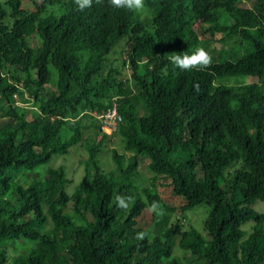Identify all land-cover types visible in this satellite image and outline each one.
Here are the masks:
<instances>
[{"label":"trees","instance_id":"obj_1","mask_svg":"<svg viewBox=\"0 0 264 264\" xmlns=\"http://www.w3.org/2000/svg\"><path fill=\"white\" fill-rule=\"evenodd\" d=\"M245 2L145 0L137 13L109 0L83 11L74 0L0 1V98L20 88L31 105L0 112V264H264V0ZM118 37L124 57L113 62ZM197 47L209 66L170 63L167 53ZM112 103L128 154L111 148L103 170L108 134L79 115ZM88 124L93 139L81 137ZM79 141L86 156L67 193L62 162L37 168ZM138 154L152 172L139 185ZM159 184L180 209L204 204L201 229L169 220ZM25 239L8 255L7 240Z\"/></svg>","mask_w":264,"mask_h":264},{"label":"rangeland","instance_id":"obj_2","mask_svg":"<svg viewBox=\"0 0 264 264\" xmlns=\"http://www.w3.org/2000/svg\"><path fill=\"white\" fill-rule=\"evenodd\" d=\"M3 1V0H0ZM243 2V1H242ZM253 0H246L245 5L250 6L252 5ZM259 8V7H256ZM261 9V8H260ZM264 12V10H263ZM261 21L264 23V13L260 15ZM123 40H125V37H118L116 41L112 44V48L107 57L108 60L114 59L113 62H119V58H123L124 55L122 53L123 51ZM29 44L35 43L33 37L28 39ZM236 55L238 52L235 53ZM110 56H114L110 58ZM128 73V70L124 67L122 76H125V73ZM245 81L253 80V77H246ZM6 104H11L13 106H30V98L22 92L20 88L12 91L8 95V100H5L3 98H0V112L5 108ZM80 119L82 122L85 123L87 120H95V114L91 112L84 111V113H81ZM1 119V118H0ZM94 121V122H95ZM96 128L94 126L88 124L81 127V137H88V138H94L96 137ZM107 130V128H105ZM111 132V131H110ZM108 132V133H110ZM113 134V136H111ZM111 148H114L116 151L123 153V155H127L128 152L123 150L121 148V143L118 139V136L116 135V132H111L108 134L107 137L102 141L100 150L97 152L96 156V162L97 164L103 169V170H109L113 168V165L110 160V154L109 150ZM70 152V158H63V155H53L49 161L44 163L43 165L39 166L37 170L43 171L44 168L48 166H55L56 164L62 162V167L64 170V173L66 174L68 181L64 185V190L67 193H70L73 189L74 185L77 183L80 173L82 172V160L85 158V149H84V143L82 141L77 142V144L69 150ZM139 160L138 164L135 167L137 175L135 178V181H137L139 184H144L146 182V177L150 176L152 172L147 168V158H144L143 156H140L138 154ZM147 157V156H146ZM156 181L162 182L163 179H156ZM159 194L162 197L163 202L173 204L175 207L173 211L169 214V220L173 221L174 219L177 220L178 224L180 225L181 229H186L189 225H192L193 227L197 228L198 230L201 229V226L203 224V220L206 217V207L203 203L194 205L193 207L189 209H180L178 206L182 203L178 199H174L171 194L169 193L168 189L165 186L157 185L156 186ZM234 197H239L238 193H234ZM124 208V207H123ZM33 240L25 239L23 241H12L7 240L4 244L5 249L8 253V255L17 253V252H24L27 248H29L33 244ZM177 237L173 240V247L172 252L173 254L179 256L182 260H187V256L184 254L186 251L178 247L177 245Z\"/></svg>","mask_w":264,"mask_h":264},{"label":"clouds","instance_id":"obj_3","mask_svg":"<svg viewBox=\"0 0 264 264\" xmlns=\"http://www.w3.org/2000/svg\"><path fill=\"white\" fill-rule=\"evenodd\" d=\"M95 2L99 4L102 0H95ZM74 3L79 11H83L92 6L93 0H74ZM109 3L115 8L127 9L137 13H142L145 10V0H109ZM167 55L171 64L184 71L207 67L212 60L211 55L203 47H197L191 53L181 54L173 51ZM196 87L198 89V85ZM117 199L121 207H127L123 198L118 197ZM151 208L156 211L158 205L154 202Z\"/></svg>","mask_w":264,"mask_h":264},{"label":"built area","instance_id":"obj_4","mask_svg":"<svg viewBox=\"0 0 264 264\" xmlns=\"http://www.w3.org/2000/svg\"><path fill=\"white\" fill-rule=\"evenodd\" d=\"M96 117L100 122V129L106 133L113 131L115 125L121 121L119 114L114 109L113 103L101 111Z\"/></svg>","mask_w":264,"mask_h":264}]
</instances>
